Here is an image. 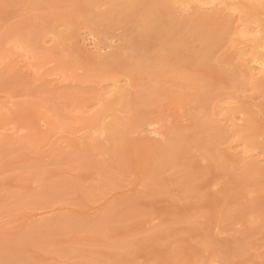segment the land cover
Wrapping results in <instances>:
<instances>
[{
  "label": "rangeland",
  "instance_id": "374dc122",
  "mask_svg": "<svg viewBox=\"0 0 264 264\" xmlns=\"http://www.w3.org/2000/svg\"><path fill=\"white\" fill-rule=\"evenodd\" d=\"M153 1L0 0V264H264L252 48L223 31L195 64L198 4ZM100 14L118 25L105 36ZM170 14L196 52L155 80L118 46Z\"/></svg>",
  "mask_w": 264,
  "mask_h": 264
},
{
  "label": "bare ground",
  "instance_id": "6f19581e",
  "mask_svg": "<svg viewBox=\"0 0 264 264\" xmlns=\"http://www.w3.org/2000/svg\"><path fill=\"white\" fill-rule=\"evenodd\" d=\"M186 1H185V3H186ZM118 2L120 3V1H118ZM148 2L150 4V7H152V2L154 3V1L148 0ZM155 2H157V1H155ZM158 2L160 3V1H158ZM180 2H181V0H180ZM183 2L184 1H182V3ZM188 2L190 3L189 4L190 8H191L192 4H198V6H196L197 7L196 10H197L198 14L195 16V19L191 18V20H189V21H191V22L194 21L195 24L197 23L196 25H200L199 26V32L196 33V31H195L196 34L194 35V37H195L194 39L202 42L203 44H205L204 46L206 47V51L202 55H198L196 53L193 55L192 62H194V63L196 62L195 64H199L200 62H202V63H200L202 66L207 65V64L209 65V63L211 62L210 60L212 59V55H213V48L215 46H217L218 42L222 41V37L220 34H223V31H225L224 33L232 32V34H233L232 40H235V39L239 40L240 41L239 45H244V44H247V46L250 45V47L252 48V53H253L251 60L249 62H247V64H245V66L247 65L246 71L243 72V70H242V72H241V74H243V75H241L242 78H241V76L238 77L239 79L241 78V81L239 84H241L242 86H248V85L252 86L256 83H260V85H261V83H264V20L261 18V14L262 15L264 14V7L255 4V1L250 2L249 0H248V2L245 1L246 3H244V1H242V0H188ZM165 3L167 4V2H165ZM146 4H148V3L146 2L145 5ZM173 4L171 5L170 3H168L169 6L170 5L173 6ZM124 5L121 7L123 8ZM171 6L169 8L172 9L173 7H171ZM115 7H116V4H115ZM115 7L113 6L114 9H116ZM207 7L208 8L210 7V9H212V10L207 11L206 10V9H208ZM117 8H119V6H117ZM125 8H123V10ZM169 8H168V11L170 10ZM188 8H187V10H188ZM190 8H189V10H190ZM175 9H173V10L176 12L177 9L176 10ZM173 10H170L169 13L172 12V14H173ZM204 10H206V11H204ZM103 11L104 10H102V11L100 10V13ZM114 11H115V13H117L116 10H114ZM168 11L166 10V12H168ZM106 12L111 13V12H109V10H107V11L105 10L104 13H106ZM183 12H186V11L183 10ZM118 13H120V15H121L122 10H119ZM172 14H170V16ZM103 15L104 14L99 15V16H101V18H100L101 21H99L100 23L97 24V26L94 25L95 28H93V27L92 28L97 30V27H99L98 32H100V33L103 32L102 35H104V33H109V32L112 33L113 31L111 29H112V27H114L112 25L113 24L116 25L115 21L113 20L115 18H113V17H112V19L109 18V17H107V14H106V17H105V15H104V17H102ZM109 15L111 16V14H109ZM176 16H178V15H176ZM165 17H166L165 15L153 16L151 18L150 23H153L152 25L154 28L151 31L149 30L150 31V32L148 31L149 33L144 32L145 33L144 38H141V36L143 34L141 36H139L137 29H139V28L142 29L144 27L146 28V26L142 25L143 23L142 24L137 23L135 25H132V22L130 21L131 25L133 26V30L131 29L132 32H130V30H129V32L131 33V36H129V38H128L127 35L124 33V35H126V44H125V46H122L121 44H120V46H118L119 47L118 49L122 50V52L124 54H127L130 57V61L133 60L135 65H138L140 68L144 67L145 69H148L149 72L153 75L152 77L155 80H160V76H161V75H159L160 72L164 73L172 65H175V64L176 65H179V64L182 65L183 63H186V62L190 63L191 58L189 56L191 55V53H193L195 51L193 49V47L191 48L192 45L190 46L188 44L189 43L188 37H190L192 35L187 37V33L182 32L183 29L187 30L188 28H185L186 27L185 24H183L181 22L179 23V21H180L179 17L177 18V17L171 16V18L167 19V20ZM180 18H181V16H180ZM93 19H95V18L93 17ZM96 19H98V18H96ZM117 19L119 20V18H117ZM117 19H116V21H117ZM127 19H129V18H127ZM192 19H193V21H192ZM90 22H92L91 19H90ZM95 22H97V21L93 20L94 24H95ZM136 22H138V21H136ZM140 22H141V20H140ZM191 22L187 23L186 25L194 24ZM93 23H92V25H93ZM189 25L187 27H189ZM116 26H118V25H116ZM259 27H262V29H258ZM144 30H142V31H144ZM146 30H148V29H146ZM195 30H198V29L195 28ZM123 31H125V30H123ZM192 31H193V29H192ZM185 32H187V31H185ZM191 33H193V32H191ZM105 35H107V34H105ZM117 38H118V36H117ZM154 40H156V43H154ZM229 43H230V41H229ZM230 45H231V47H236L235 43H233V44L230 43ZM196 49H197V47H196ZM199 50H200V48H199ZM117 52H118V50H117ZM189 52H191V53L188 56L187 54ZM200 52H203V51H200ZM109 53L111 54L110 58L111 57L114 58L112 56L113 52L110 51ZM118 53H116V54H118ZM197 53H198V51H197ZM249 64H251V66L248 67ZM230 76H232L233 82L236 81L234 83H236V85H237L239 79H237L236 77L238 75H236L233 72V74L231 73ZM155 80L153 82L149 81L150 82L149 87L148 86H147V88H144L145 86L142 87L143 91L145 90V94L150 95V93H148V92H152L153 94H155L153 91L156 90V87H157L156 84L158 83V82L155 83L156 82ZM234 85L235 84H233V86ZM258 85H257V87H258ZM152 87L155 90L152 91V89H151ZM142 88H141V90H142ZM148 89H150V91ZM146 91H147V93H146ZM155 92H157V90ZM152 93H151V95H152ZM144 97H145V95H144ZM252 167H255V166H252ZM262 168H263V166H262Z\"/></svg>",
  "mask_w": 264,
  "mask_h": 264
}]
</instances>
